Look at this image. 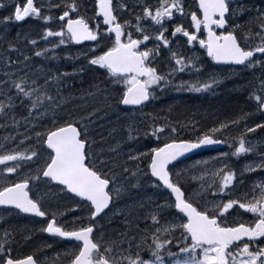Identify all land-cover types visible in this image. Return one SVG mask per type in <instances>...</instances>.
<instances>
[{"label": "rangeland", "instance_id": "374dc122", "mask_svg": "<svg viewBox=\"0 0 264 264\" xmlns=\"http://www.w3.org/2000/svg\"><path fill=\"white\" fill-rule=\"evenodd\" d=\"M27 1L20 0V3L17 0H0V48H4L0 50V72L5 73L0 78V116L4 118L5 127L12 130L4 138L6 143L0 146V155L12 156L5 163L4 169L0 166V183L14 176L24 178L31 173H23L33 172L34 184L42 183L38 189V198L45 204L46 212L53 216V222L63 230L78 228L80 225L77 221L88 217V205L84 207L77 202L65 210L62 204L67 203V199L52 184L41 179L42 162L39 157H32L34 152L41 150L38 145L45 123L52 124L55 120L65 119L59 124H66L72 119L73 122L85 124L84 129L92 142L90 154H93V163L101 167L103 174L110 176L114 182L115 201L102 217V220H108L104 227L108 229L114 223L113 218L117 217L118 221L115 222L123 226L117 241H111L109 236L104 238L100 231L95 238L100 240L110 256L116 255L115 258L123 260L147 249L157 255L170 253V249L176 247L178 249L169 255L170 263L180 264L183 262L180 258L182 251H179L183 243L180 238L183 220L176 213L170 194L150 181L148 174L153 149L158 146L159 140L174 133L165 130L159 134L157 128L152 135L146 134L154 118H162L171 123L175 131H181V134L188 131L203 135L213 133L229 144L225 151L196 155L178 164V169H171L175 183L188 187L185 190L187 200L212 213L216 212L217 203L220 207L224 202V208H220L224 220L234 221L247 215L229 207V202L222 196L227 195L232 202L235 199L234 192L248 193L249 186H254L253 189L264 196V168L261 172L259 166L264 162V147L261 148L264 143V115L260 113V104L264 101V64L240 67L232 77L230 73L221 70L216 74L212 70V73L197 76L183 73L177 64L170 61L174 66L171 74L180 75L167 84L175 92L165 97L172 98L162 101L158 88H164V85L153 82L152 101L145 107L125 112L120 107V98L128 82L111 81L109 87L105 88L95 80V84L82 86L79 83L84 80L82 74L87 72V68L91 79H94L93 73L96 75L98 71L92 66L83 67L84 51L72 47L71 52L64 46L57 52L58 49L49 46L53 40L60 38L57 30L63 24L55 23L54 17L41 16L40 11L61 10L69 0H32L31 10L21 18ZM260 15L256 12L250 17L256 19L257 25L262 28V31L256 29L258 34L246 30L250 29L247 21L235 20L242 31L240 42H257L264 36V17ZM14 28L17 37L10 34ZM27 38L29 41L25 48L33 54L26 58H11L10 52H15L17 48L13 43ZM38 40L42 43L41 49L35 46ZM73 53L75 56H70ZM54 56L58 57L56 61L67 63L68 69L57 72L53 70L57 62L52 63V67L45 66L49 63L43 64V60H51ZM70 58H74L75 63L71 64L68 61ZM222 76L227 78L223 79ZM180 87L184 91H180ZM196 96L200 101L196 102ZM19 140L25 146L16 149L15 144ZM126 142L129 143L124 145ZM16 151L28 155L29 161L27 157L20 159ZM230 166L232 169L228 171ZM218 168L221 173L215 177ZM247 173L250 177L246 180L244 176ZM179 174L181 177L176 180ZM238 174L244 179L239 181L235 190L234 178L237 179ZM253 213L263 212L254 210ZM152 215L154 223L149 225L148 220ZM41 222L37 226L32 222H15L17 225L13 228L14 236L8 238L6 255L23 257L35 251L39 253L40 260L55 261L62 256L71 258L79 250L76 246L64 243L60 246V242L46 237L44 227L50 221ZM140 224L145 227L141 228ZM192 249L195 247L190 246L185 251ZM239 262L264 263L260 260L257 262L253 255ZM185 263L190 264L188 261ZM131 264L149 263L140 258Z\"/></svg>", "mask_w": 264, "mask_h": 264}, {"label": "flooded vegetation", "instance_id": "af4514ba", "mask_svg": "<svg viewBox=\"0 0 264 264\" xmlns=\"http://www.w3.org/2000/svg\"><path fill=\"white\" fill-rule=\"evenodd\" d=\"M99 1L104 2L105 6L101 11H98ZM203 1L206 0H69L65 7L61 8V10H57L55 17H57L60 13H66L67 19L62 21L63 24L66 23L68 19L72 20V22H74L75 19H80L83 22V25H76V30L78 33H83L82 38H85V41L79 44L74 43L73 36L68 32L66 33L63 26H61L57 30L60 38L53 40L50 43V46L58 50L60 47L67 46L71 52L72 47L82 49L85 55L81 64L85 67L92 66L99 68L98 71H96L97 74H93L95 80L101 82L123 80L124 82L131 83L130 85L140 79L139 73L142 72V70H137L136 74L131 73L121 75L112 72L113 70L108 67V64L112 65L119 62L126 66H130L133 60H141V65H145L150 69L149 75L141 78L146 84L147 82L169 83L174 80L175 76L179 77L180 75L178 74H171V71L174 68L173 64H177L179 69L181 68L182 72L186 74L193 73L200 76L202 73H212V70L215 74L217 71L221 70L223 72L230 73L231 77L233 76L234 71L240 67L249 68L253 64V66L264 64V54L255 55L253 59L245 62L242 66H235L232 64L215 63L212 60V56L208 53V34H210V32L214 33L212 39L217 37L219 42L222 41L223 35L228 33L234 34L244 50H254L259 47H264V42H261L264 40V36L261 37V39H258L257 42L249 40V43L246 41L240 42V32L242 31L240 26H238L235 22V20L247 21L250 29H245L249 33H257L256 29L262 31V28L256 23L257 20L250 19V17L256 12L261 13L260 16L264 17V0H225L227 13L225 15V24L223 26V23L217 22L218 16L215 15L213 11L209 10L208 7L204 5ZM108 3L114 18L111 23L112 25L120 26V37L116 36L109 29L110 23L106 24L105 19L107 16L105 13L101 15L102 11L107 10ZM235 24L238 26L237 28ZM74 31L75 28L73 25V32ZM113 50H117V52L111 56L115 58L119 57V59H116L115 61L114 59H110L109 62L106 61V55ZM70 56H75V54L73 53ZM68 61H71V64L75 63L74 58H70ZM170 61H173V64L169 63ZM202 67L205 69L203 70ZM126 71H130V69H127ZM222 77L223 79L227 78L226 76ZM212 78H214V75ZM168 92V90H165L164 94L166 95ZM124 93L121 94L120 103ZM121 109L125 112L137 110L133 107L122 106ZM260 113L264 115L261 111ZM84 126L86 125L80 124L79 129L82 131V139L87 142L83 134ZM58 127L59 126H55L53 129ZM160 133L161 132H159V134ZM209 134L215 138L225 141L213 133ZM198 135L201 137L203 133L196 134L190 131L184 133V137L187 140H198L200 139L198 138ZM165 139L166 138L164 137V141L157 147L171 140H180L178 137L170 139V136H168L166 140ZM225 145L229 146L226 141ZM262 147H264V143H262L261 148ZM153 151L151 153V157ZM87 155H89L86 160L87 166L98 173H104L101 167L99 168L93 163V154H90L89 150L86 151V157ZM51 157L52 154L50 155V159ZM8 159L9 158L6 156H0V166H2L3 169L5 167V163L8 162ZM47 164L48 163H46L45 166ZM259 166L261 167L262 172L264 162ZM256 169L259 168L256 167ZM230 170L231 166L228 171ZM244 177L247 180L250 177L249 173H247ZM244 177L238 174L237 179L234 178V180H236V184L233 189H235V187L240 183L239 181L243 180ZM55 187L59 188L58 191L64 195L68 201L67 203L62 204L65 210L69 209L77 202H79L77 203L79 205H84L83 202L70 195L63 187ZM181 187L185 193V190L188 187L183 186V184ZM253 187L254 186H249V191L245 194L234 192L233 195L235 199L232 202L227 195L222 196L224 200L226 199L225 201L229 202V207L236 208L241 212H245L247 215H243L241 218L234 221L228 219L224 220L220 213V208H224L222 206L224 202H222L220 207L217 203V206L215 207L216 212L212 213V216L216 219V223L221 227L245 225L244 227L249 229L255 228V230H252L253 234L261 233V236L258 239H243L230 244L227 247H222L218 244H193L192 240L187 237L185 233L183 235V243L179 246L180 248L182 247L181 251H184L181 255L183 257H187V252L185 250L187 248L186 245H189L195 247V249L190 250L189 254H196L198 257L191 256L190 258H195V260L199 261L202 260L200 256L203 250H208L211 247H213V255L210 260L215 264H239L240 259L251 255L260 258V261H264V196L261 195L258 190L253 189ZM253 192L255 194H253ZM258 194H260L259 197ZM42 209L46 212L45 208L42 207ZM254 210L262 211L263 213H253ZM77 214H81V212H77ZM153 217L154 215H152L148 220L149 225L154 223ZM28 218L32 219L33 223L36 221L38 223L41 221H43L41 223H45L50 221L53 216H50L46 212L44 219H40L20 213L12 214L8 208L0 209V227H3L0 230L3 231V233L0 234V247L2 246L4 249H8V238L14 236L13 228L17 225L15 222L25 221L28 220ZM77 222L78 225H80L78 228L67 230H79L81 228L94 226L93 236L100 231L104 238L109 236L111 241H117L121 234L120 229L123 230V226L120 227L117 222L111 224V230V225L107 229L104 227L105 223L101 220V218H92V212L90 213L89 209L88 217L81 218ZM139 226L141 228L145 227L144 224H140ZM6 234L7 236H5ZM55 240L57 243L60 242V246L64 243V245H72L80 249V244L77 242L66 243L59 239ZM76 253L70 259L65 256L59 257L58 259H63V261L56 264H69ZM143 253L146 254V260L149 264H160L165 259V256L159 257L162 261L159 260L157 263L155 262V257L150 250L144 251ZM115 256L116 255L110 256L109 251L106 250L105 246H101L98 251L91 254L90 259L94 264H128V260H123L119 257L115 258Z\"/></svg>", "mask_w": 264, "mask_h": 264}, {"label": "water", "instance_id": "95a60500", "mask_svg": "<svg viewBox=\"0 0 264 264\" xmlns=\"http://www.w3.org/2000/svg\"><path fill=\"white\" fill-rule=\"evenodd\" d=\"M69 28V26H68ZM264 50H258L257 52H263ZM222 54L226 52L220 49L215 50V58L219 60ZM227 55V54H226ZM252 56L251 53H243L235 43L234 51H230V61L241 62L244 59ZM145 98H138L135 93V88L131 89L124 99V103H142ZM130 105V104H129ZM74 127H66L63 130H55L51 132L45 141V145L54 152V157L50 164L47 166L43 173V177L51 178L56 183H61L67 187L71 193L80 197L81 199L89 201L94 208V216L99 215L109 205L110 199L105 192L106 184L96 179L94 174L87 170V172L81 171V163L75 157L74 154L71 156L64 155L62 148H59L55 141L56 137L60 132L73 130ZM74 130H76L74 128ZM193 145V148L186 143L170 144L166 147H162L158 150L153 157L150 165L152 175L164 179L162 168L166 166L165 163L171 162L180 155H185L189 151L195 152L197 150L204 149L207 147L203 140L200 144ZM206 145V146H205ZM171 156L173 159L164 160ZM64 158L67 164L64 162ZM61 170V172H59ZM165 176V175H164ZM168 179V177H167ZM26 184L20 183L10 186L0 192V206H15L18 209L31 214L38 213V207L28 198V193L25 190ZM174 199L178 207L183 211L184 215L189 219L187 224V230L196 242L204 243H232L241 238L248 237L242 232L241 228L234 229H218L215 227L213 220L207 219L205 214L196 213L193 208L187 205L183 201L181 193L174 191ZM92 229H87L75 233H61L57 228L55 229L50 225L47 229V233L51 235H59L66 240H78L82 242V249L76 257L73 264H87V257L92 250L96 247L90 239ZM31 261L29 264H35L32 258L22 259L18 261L7 260L5 264H25L23 262Z\"/></svg>", "mask_w": 264, "mask_h": 264}, {"label": "bare ground", "instance_id": "6f19581e", "mask_svg": "<svg viewBox=\"0 0 264 264\" xmlns=\"http://www.w3.org/2000/svg\"><path fill=\"white\" fill-rule=\"evenodd\" d=\"M101 96V95H100ZM252 140V139H251ZM42 147H43V143H40L39 145H38V148L39 149H42ZM41 151V150H40Z\"/></svg>", "mask_w": 264, "mask_h": 264}]
</instances>
